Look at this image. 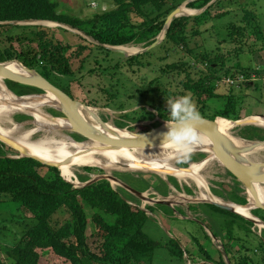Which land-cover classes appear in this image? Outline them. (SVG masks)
<instances>
[{"label": "trees", "instance_id": "1", "mask_svg": "<svg viewBox=\"0 0 264 264\" xmlns=\"http://www.w3.org/2000/svg\"><path fill=\"white\" fill-rule=\"evenodd\" d=\"M186 1L189 0H114L116 9L97 15L94 19L83 20L60 13L56 0H0V23H57L82 32L94 41L64 28L1 24L2 33L19 28L24 33L11 36L9 47L0 49V63H19L74 99L72 82L78 79V65L81 72L89 61L97 58V52L105 55V61L116 55L106 46L153 45L165 30L169 16ZM212 1L193 0L188 7L203 10ZM238 6L241 7L240 0H217L200 15L175 19L165 40L157 48L168 52V55L169 51L181 48L186 60L167 65L162 76L151 83L170 80L171 72H178L179 76L185 74L186 81L182 84L185 92L192 95V101L197 104L199 109L196 110L201 120L213 122L223 118L240 121L243 110L247 108L246 97L236 94L230 84L223 82L225 78L234 79L238 75L256 72L254 68L247 70L241 66L240 57L246 52L244 47L229 51L219 48L200 51L203 47L192 46L195 39L202 35L203 28L239 14L243 17L239 23L232 21L230 24L228 41L239 45L243 39L251 36L255 40L264 39L262 18L258 11L243 6L235 9ZM135 18L138 22L134 21ZM64 35L75 40L78 38L80 43L72 45L65 42ZM157 49L128 58L126 64L118 62L102 67L98 63V68L90 70L84 79L94 74L108 78L115 75V71L119 75V71L123 72L126 68L145 69L146 64L141 63L143 57L153 55ZM234 57L237 61L231 63ZM95 62L104 60L97 59ZM228 64L234 65L230 67ZM263 72L264 66L257 73L261 76ZM6 83L11 90L14 89L13 85L21 89L18 96L39 94L27 86ZM107 93L112 99L116 97L109 91ZM167 95L169 101L177 99V95L173 96L170 91ZM182 96H186V93H182ZM212 101L217 103L214 111ZM167 111L168 107L160 108L157 111L159 118L172 122ZM156 118L155 113L143 111L134 121H154ZM119 126L125 127L124 124ZM159 126V123L154 124L155 128ZM140 127L139 130L144 128V132L151 131L147 127ZM5 147L0 142V208L10 200L19 206L18 209H22L24 218L23 228L17 232L16 243L4 249L7 260H11L12 264H152L155 252L161 245L145 233L149 216L140 207L132 205L109 181L101 180L77 189L62 176L61 170L31 158H9L3 150ZM43 170H46L45 175L41 173ZM85 170L90 174L101 172L95 168ZM171 182L181 190L173 178ZM221 188L230 195L229 201L240 206L248 204V200L231 187L223 184ZM186 192L192 193L188 189ZM216 196L224 198L221 192ZM190 210H201L206 217H210V220H201V231L208 229L221 242L223 251L200 245L201 254H193L184 251L180 241L172 239L171 253L177 259L183 261L188 255L194 264H264V231L257 235L253 230L255 223L212 204L190 206ZM60 213L67 214L69 218L60 223ZM252 214L264 223L263 210L252 211ZM105 216L116 218V222L109 224ZM92 225L97 229L95 232L91 229ZM90 236L100 245L97 252L92 248ZM206 237L213 243L207 233ZM166 247L169 248V245ZM212 252L217 254L218 259L214 258ZM6 261L0 254V264H8Z\"/></svg>", "mask_w": 264, "mask_h": 264}, {"label": "rangeland", "instance_id": "2", "mask_svg": "<svg viewBox=\"0 0 264 264\" xmlns=\"http://www.w3.org/2000/svg\"><path fill=\"white\" fill-rule=\"evenodd\" d=\"M59 4V12L68 14L70 16L79 17L83 20L94 19L97 15H101L106 12H110L116 9L114 0H56ZM193 0L186 1L182 4L180 8L186 9L187 13H184L182 9V14L180 16H197L202 14L209 6L215 3L217 0H213L206 8L203 10L191 9L188 5ZM242 1V3H241ZM241 7H251L253 10H257L262 18V28L264 29V0H240ZM216 13V12H215ZM243 16L239 14L237 17L231 16L222 20L221 22H215V24H209L207 27L203 28L202 35L195 39L192 46L203 47L200 51L208 50H219L229 51L234 48L244 47L245 53L240 57L241 66L247 70L255 69L256 72L251 73L250 75H238L236 78L230 82V88H234L235 93L246 97L247 108L242 112V120L253 118V117H264V72L263 75H259V71H262V66H264V39L255 40L252 39V36L246 39H243V42L239 45H233L228 41V31L230 24L233 22L239 23ZM135 22L138 20L135 18ZM55 25L46 24L45 22H27L21 23L17 26L30 27V26H41L50 29L54 28H64L57 23ZM74 34L81 36L78 31L72 30L70 28H64ZM165 30L157 37V40L163 41ZM24 33V31L19 28L15 29L9 33L0 32V49L5 50L9 47V38L15 36L16 34ZM264 35V32H263ZM87 37V36H85ZM65 42H68L72 45L75 43H80V40L76 38H71L69 35H64ZM89 41L91 38H88ZM161 44V43H160ZM159 44V45H160ZM158 45V46H159ZM150 46L148 44H130L127 46H120L119 48L125 50V48H130L135 50L133 55L128 53L123 55L116 53V55L111 56L107 61H105V55L96 53L95 60L89 61L85 69L80 72L79 65L77 66V78L74 79L73 83V96L74 99L81 102L88 107L95 109L99 113V117L103 122L113 125V127L119 130H126L130 133H144V128L147 127L150 130L155 129L154 124L159 123L162 125L163 120L159 118L158 110L160 108H166L167 105V92L170 91L173 96L177 95V98L183 97L182 93H186V96L190 97L192 100V95L185 92L183 82L186 81V75L181 74L179 76L178 72H171L170 80H163L158 83H151L153 80H157L163 74V70L166 69L167 65L178 64L181 61L186 60L182 49H176L174 52L162 51L157 49L151 56L143 57L142 64H146L145 69L135 67L134 69L126 68L118 73L115 71V75H111L108 78H103L98 74H94L90 78H85L90 70L98 68V63L102 64V67H109L121 62L126 64V59L144 55L147 52H151L154 49H151L147 52ZM253 52V53H252ZM185 54V53H184ZM186 55V54H185ZM97 59L104 60V62H95ZM237 61V58H232L231 63ZM108 62V63H107ZM234 64H228V66L233 67ZM225 82H229L226 80ZM6 82H11L17 84L15 81L7 80ZM168 82L170 84H168ZM22 86L30 87L37 92L44 93V91L34 85H25ZM14 86L12 91L19 95L21 92L20 88ZM228 89V91L230 90ZM115 94V98H111V95L107 93ZM36 94V93H34ZM33 95V94H30ZM26 96V95H25ZM196 109L197 104L192 101ZM250 103V104H249ZM109 106V108L107 107ZM212 110L214 111L217 107V103L212 101L211 103ZM47 114L53 116H62V113L58 107L48 106L42 109ZM143 111L155 113L157 118L154 121H134L136 118H139L142 115ZM110 114V115H109ZM135 115V116H134ZM250 115V116H248ZM129 117L131 119H129ZM12 122L14 125L23 127L25 130H35L37 127L34 122L33 117L28 116L25 113H18L12 116ZM165 122V121H164ZM120 124H124L125 127H120ZM139 127V128H138ZM138 128V129H136ZM135 129V130H133ZM47 133L39 131L36 132L33 136V140H42L44 139ZM66 135L71 136L77 142H87L86 137L80 136L75 133L65 132ZM231 135L240 141H263L264 140V128L261 126H236ZM78 138V139H76ZM81 139V140H80ZM2 143V142H1ZM3 144V143H2ZM5 145V144H4ZM6 146V145H5ZM157 149V148H156ZM264 149V148H263ZM5 153L9 158L17 159L21 155L8 146L4 149ZM259 150V149H258ZM257 151V150H256ZM264 158V152L260 153ZM209 154L203 152H194L175 163V166L180 169H188L193 163H202L209 158ZM189 165V166H188ZM85 168H95L100 169L101 172L98 173H88ZM46 170L41 171L45 175ZM63 175V174H62ZM113 176L120 180L123 184L130 186L131 188L137 190L144 194L145 198L152 199L153 201L158 200H167L171 202V206L154 204L149 200H142L135 194L126 190L124 186L119 182H111L112 186L118 191L124 198H126L132 205L140 207L144 210L149 216L147 226L145 228V233L154 241L158 242L161 245V248L157 249L155 252V257L152 264H194L191 262L188 255L185 256L183 261L177 259L171 253V240L180 241L183 246V250L193 254H201L200 245L210 250L223 251L221 242L212 238L210 243L206 238V233L213 237L208 229H202L201 220L205 218L210 220V217H206L202 211L194 212L190 211V206H200L208 204L203 201H198V188L189 181H179L177 178L172 177L171 174H166L163 177L160 173L153 172L150 170L143 171H131V170H121L114 169L110 172L99 167L85 166L78 167L74 171V177L69 178L70 182L75 186V188L83 187L87 182H90L93 179L99 178L101 176ZM209 182V188L211 193L216 195L218 192H221L224 195V200L229 201L230 195L221 188V185L225 184L230 186L233 190L237 191L238 194L248 200L249 191L247 187L238 180L225 166L222 165L220 161L212 162L204 174ZM174 179L180 189H177L175 184H172L171 179ZM69 181V180H68ZM116 183V184H114ZM263 185V184H261ZM190 190L192 193L188 194L186 190ZM143 190L144 192H142ZM183 197H188L189 200H186ZM197 197V200H195ZM17 204L12 203L8 200L6 203H3L0 208V254L7 260V255L4 251L10 248L11 245L15 244L17 239V232L21 231L23 228L22 218V209H18ZM151 209V210H150ZM259 210V209H257ZM94 216V213H93ZM68 217L65 213L58 214V220L64 222ZM109 224H114L116 218H110L108 216L104 217ZM57 221V220H56ZM198 221L199 226L197 225ZM92 231L97 230L94 228V225L91 227ZM203 230V229H202ZM257 235H261L264 231V228L260 225H255L254 229ZM91 233V232H90ZM179 233V234H177ZM181 236V239L180 237ZM92 243V248L94 251H98L100 248L99 243L96 239H93L90 236ZM9 245V246H8ZM169 245V248L166 246ZM214 258H217V254L212 252ZM8 264H12L11 260L6 261ZM50 262V261H49Z\"/></svg>", "mask_w": 264, "mask_h": 264}, {"label": "bare ground", "instance_id": "3", "mask_svg": "<svg viewBox=\"0 0 264 264\" xmlns=\"http://www.w3.org/2000/svg\"><path fill=\"white\" fill-rule=\"evenodd\" d=\"M183 10L184 13H187L185 11L186 9ZM45 23L56 26V24L51 22ZM125 51L131 54L135 50L125 48ZM8 67L9 68L7 70L15 74L23 73L21 67L16 64H11ZM30 76H36V74L31 73ZM0 99L7 101V104L0 105V133L25 146L29 149L30 153L35 156H39L47 161L63 162L61 172L62 174L64 172L65 175L63 174V177L69 181V178L74 177V171L76 168L85 166L99 167L108 172L114 169L131 171L150 170L160 173L163 177H165L166 174H171L172 177L177 178L179 181L192 182L199 190L198 201L218 202L229 205L234 207L237 212L247 217H252L253 207H257L258 204H264V184L260 185V182L255 181V179L254 186L256 193L249 191L248 198L250 200V204L246 207L218 198L214 196L215 194L213 195L211 193L212 191H210V188L208 187L209 182L204 174L212 162H218L219 160H217V158H215V156L210 152V148H212L211 142L204 135L196 134L197 142L191 152L187 154L182 153L171 143L164 144L157 149L147 151H135L128 149H121L118 151H102L98 149L100 144L97 141H91L83 144H78L76 141H73L63 130V128L68 127V124L65 121L60 120L57 122H51L48 120V117L39 112L34 114V124L37 127L35 130L28 131L23 127L13 124L12 116L15 114H29V111L31 110L41 111L44 107L48 106L59 107L57 102L54 101L52 97H36L34 99H24L23 101L17 100L16 97L8 91L0 79ZM93 112L99 116L97 110L94 109ZM222 120L217 122V128L220 132L227 135L233 143L241 147L246 146L245 142L237 140L231 135V132L236 127V124L226 119ZM248 122H250L249 126H261L264 128V117H253L250 118ZM108 127L116 132L120 138L133 137L132 133L126 130H119L111 124H108ZM39 131L47 133V137L42 140L34 141L33 136ZM194 152H203L209 154L210 157L202 163L191 164L188 170H183L175 166V163L180 161L179 159H182ZM262 152H264V149H259L250 154L241 155L237 158V160L240 162L248 161L251 163L264 162V158L260 154ZM65 161L68 163H65ZM185 199L189 200L188 197ZM195 200H197V197Z\"/></svg>", "mask_w": 264, "mask_h": 264}, {"label": "water", "instance_id": "4", "mask_svg": "<svg viewBox=\"0 0 264 264\" xmlns=\"http://www.w3.org/2000/svg\"><path fill=\"white\" fill-rule=\"evenodd\" d=\"M181 14H182V8H178L169 16L167 20L165 32H164L165 34H164L163 41L165 40L167 36V31L171 23L175 19L182 17L180 16ZM1 24L17 26L21 23L9 22V23H0V25ZM64 28H70V27L64 26ZM79 33L81 34V36L86 38L85 37L86 35L84 33L82 32H79ZM162 42L160 40H157L152 46H150L147 50H145V52L156 48ZM106 48L114 52L123 54V55L128 54L125 50L119 47L106 46ZM11 64H17L18 66H20L23 73L15 74L7 70L9 68L8 66ZM31 73H35L36 76H30ZM0 79L2 80V82L4 83L8 91L11 94H13L17 100L23 101L24 99H29V98L34 99L36 97L38 98L52 97L54 101H56L57 104L59 105L58 108L60 109L62 116H53V115L45 113L42 110H41L42 112L39 110H31L29 111V114L27 113V115L34 118V114L39 112V113H42L44 116L48 117V120H50L51 122H57L60 120L65 121L68 124V127L63 128L64 132L79 134L80 136L86 137L88 139L87 142H77L74 138L70 136L71 139L73 141H76L78 144L89 143L91 141H95V142L97 141L100 144V146H98V149L102 151H118L121 149H128V150H135V151H147V150H152V149L161 147L165 142L164 140L165 134L169 131L167 122L163 121L161 126L155 129H152L149 132H144V133H139V134L132 133L133 135L132 138H120L118 137L116 132L109 129L107 123L103 122V120H101V118L93 112L94 109L67 96L62 91L56 89L47 80L42 78L37 72L24 68L19 63H16V62L15 63L14 62L0 63ZM7 80L15 81L18 84L34 85L36 87L41 88L44 91V93L26 95V96H18L8 87L6 83ZM5 104H7V101L0 99V105H5ZM219 119L221 118H217L213 122L207 121V120H201V119L193 121L192 123L194 125V130L196 134L204 135L207 139H209L212 145V148H210V152L215 156V158H217V160H219L223 166H225L238 180H240L247 187L248 191L256 193L254 182L259 181L260 185L264 184V162H260V163H251L248 161L240 162L237 160V158L241 155L250 154L258 149H263L264 141H256V142L255 141H243L246 143V146L241 147L233 143L227 135L220 132V130L217 128V122ZM249 120L250 118L245 119V120L230 121V122L236 124V126H245V125H249L250 123L248 122ZM0 142H2L3 144L8 146L15 152L19 153L21 157L17 159L31 158V159H34L40 162L43 165L54 167L59 170H61L63 166V162L47 161L39 156H35L31 154L28 148L10 139L9 137L4 136L1 133H0ZM67 161H65V163H68ZM140 166H143V165H140ZM124 167H127V166H124ZM188 169H183V170H188ZM101 180H107L110 183L119 182L124 186L126 190L135 194L142 200L147 199L145 198L143 193L138 192L137 190L131 188L130 186L126 184H123L120 180H118L117 178L113 176H106V175L101 176L99 178L91 180L90 182H87L81 188H85ZM68 182L71 183L70 181ZM81 188H77V189H81ZM147 200L151 201L154 204L171 206V202L167 200H162V201L161 200L153 201L152 199H147ZM248 201L250 202L249 198H248ZM206 203L215 205L220 209L237 214L255 223V225L257 224L264 228V223L258 218L254 217L253 215L252 217L244 216L243 214H240L239 212H237L234 207L221 204L218 202H206ZM249 204L247 206H249ZM255 209L264 211V204H258L257 207H253L252 210H255Z\"/></svg>", "mask_w": 264, "mask_h": 264}, {"label": "clouds", "instance_id": "5", "mask_svg": "<svg viewBox=\"0 0 264 264\" xmlns=\"http://www.w3.org/2000/svg\"><path fill=\"white\" fill-rule=\"evenodd\" d=\"M167 103V112L172 122L167 121L169 131L165 134L164 144L171 143L182 153H190L197 142L192 122L200 118L199 113L188 96L180 97L173 101L167 100Z\"/></svg>", "mask_w": 264, "mask_h": 264}, {"label": "crops", "instance_id": "6", "mask_svg": "<svg viewBox=\"0 0 264 264\" xmlns=\"http://www.w3.org/2000/svg\"><path fill=\"white\" fill-rule=\"evenodd\" d=\"M223 121V120H222ZM225 185V184H224ZM228 186V185H227ZM229 188H230V186H228ZM214 196H216V195H214ZM216 197H218V196H216ZM218 198H220V197H218ZM222 199V198H221ZM231 202V201H230ZM233 203V202H232ZM209 204V203H208ZM248 204H249V201H248ZM247 204V205H248ZM246 205V206H247ZM245 207V206H244ZM190 208V207H189ZM256 210V209H255ZM255 210H252V211H255ZM191 211V210H190ZM194 212H196V211H194ZM200 212V211H199ZM253 215V214H252ZM254 216V215H253ZM255 217V216H254ZM257 218V217H256ZM260 220V219H259ZM197 225L199 226V223L197 222ZM200 227V226H199ZM200 231H201V229H200ZM201 233H202V231H201ZM177 234H179V233H177ZM180 237V239H181V236H179ZM182 244V243H181ZM182 246H183V244H182Z\"/></svg>", "mask_w": 264, "mask_h": 264}, {"label": "built area", "instance_id": "7", "mask_svg": "<svg viewBox=\"0 0 264 264\" xmlns=\"http://www.w3.org/2000/svg\"><path fill=\"white\" fill-rule=\"evenodd\" d=\"M226 80H228L229 82H225V79H224L223 82H224L225 84H231L230 82H232L233 79H229V78H228V79H226Z\"/></svg>", "mask_w": 264, "mask_h": 264}]
</instances>
